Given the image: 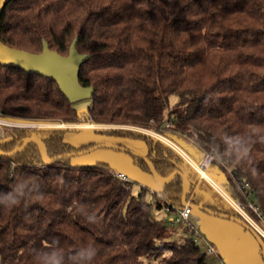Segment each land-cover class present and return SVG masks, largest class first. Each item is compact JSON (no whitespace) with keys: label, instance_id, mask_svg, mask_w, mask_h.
I'll use <instances>...</instances> for the list:
<instances>
[{"label":"trees","instance_id":"trees-1","mask_svg":"<svg viewBox=\"0 0 264 264\" xmlns=\"http://www.w3.org/2000/svg\"><path fill=\"white\" fill-rule=\"evenodd\" d=\"M76 37L78 51L90 55L80 70V82L94 87L87 109L54 79L0 64V114L119 125L94 131L122 147L141 143L161 177L187 175L192 203L242 218L175 149L121 125L176 136L193 159L201 154L197 162L211 154L207 173L223 175L225 191L264 213V0H12L0 16V39L13 47L41 52L46 41L67 55ZM71 130L8 129L0 149L10 152L33 135L49 157L93 145L70 141ZM185 185L177 176L150 197L146 188L134 194L107 162H45L36 142L0 155V195L24 194L0 207V264H38L37 252L52 251L67 262L89 246L97 253L91 264H211L199 239L175 236V218L157 216H176Z\"/></svg>","mask_w":264,"mask_h":264},{"label":"rangeland","instance_id":"rangeland-1","mask_svg":"<svg viewBox=\"0 0 264 264\" xmlns=\"http://www.w3.org/2000/svg\"><path fill=\"white\" fill-rule=\"evenodd\" d=\"M175 98L176 97L172 96L171 101H174ZM90 104V98L75 102V106L80 110H86ZM32 122L42 123L40 124L41 126L37 128H71L72 130L69 132L68 138L78 146L82 144H93L92 146H94L108 142L114 143V137L107 136L105 134H99L94 131V129L120 127L119 125L108 126L96 125L93 123L66 124L40 121ZM121 127L134 128L140 126L121 125ZM146 129L149 131H157L155 129ZM174 137L175 138L172 140L190 154V152L187 150V147L184 146V141L176 136ZM127 143L130 148L98 146L94 150L71 156V162L75 165H95L98 162H107L110 165L111 170H113L115 173L122 172L126 175V180L131 183L132 192L134 194H137L142 188H146L148 189V197H150L151 192L158 191L162 188V183L157 180L152 171L140 168L133 159V155L136 153L142 154L144 152V146L141 143L139 145L137 144V146L133 144V142L131 143V141ZM200 156L201 154L197 153V155L194 156V160L198 161V159L201 158ZM207 174L210 179L205 177L206 180H208L215 188L217 186H215L214 182L218 185L219 190L224 188L223 182L225 177L223 175L216 173L215 175L209 173ZM192 211L193 213L189 218V223L185 221H176L174 226L175 236L176 234L188 235V233H192L194 236H198V241L205 250H207L206 241L211 243L213 240V242L221 244V246L226 250L224 257L222 258V262L220 261L219 257L209 255V261L211 264H264V257L260 251V244L250 230L245 228L237 221L204 211L210 218L213 217V219H218V221H220V223L217 221L219 224H215L217 231H212L210 229L211 224L209 221H199L196 214V212L199 210L192 209ZM157 216L168 219L176 218V216H174L172 213H167L165 210L157 212ZM189 224L194 226V231L189 230Z\"/></svg>","mask_w":264,"mask_h":264},{"label":"water","instance_id":"water-1","mask_svg":"<svg viewBox=\"0 0 264 264\" xmlns=\"http://www.w3.org/2000/svg\"><path fill=\"white\" fill-rule=\"evenodd\" d=\"M11 1L12 0H0V16L3 12L5 5H7ZM77 42L78 38L76 37L70 45L69 53L67 55H63L58 51L51 49L48 42L46 41L43 42V49L41 52H32L29 50L10 46L0 39V64L18 67L28 73H37L54 79L59 85L62 92L71 102H77L83 99H88L92 97L94 93V87L84 86L80 82V70L82 64L88 60L90 55L87 53H80L77 49ZM33 142L38 143L39 147L42 149L43 158L45 162H51L54 159H61L64 157H71L77 154H82L84 152L94 150L98 146L122 147L120 145L108 142L100 145L91 146L88 149L68 152L65 154L57 155L55 157H49L42 139L38 136L33 135L28 137L21 147L14 149L10 152H5L0 149V155L16 154L24 150L29 144ZM135 155L141 157L146 161V163L150 166V169L154 176L162 184L171 182L177 176H182L184 182L187 184L185 185V189L182 196L183 205L188 204L189 206H191L192 209L203 210L211 214H215L224 218H229L234 221H237L253 233L255 238L258 240L260 246L262 247L264 254V238L246 220L237 216L212 211L211 209L200 204L187 202V194L189 192L190 187L188 184L187 175L185 173L181 172L180 170H176L170 176L163 178L158 174L156 168L154 167L153 163L150 161L149 158H147L144 154L141 153H136Z\"/></svg>","mask_w":264,"mask_h":264},{"label":"built area","instance_id":"built-area-1","mask_svg":"<svg viewBox=\"0 0 264 264\" xmlns=\"http://www.w3.org/2000/svg\"><path fill=\"white\" fill-rule=\"evenodd\" d=\"M42 123L38 122H32L24 119L19 118H10L4 114H0V139H2L6 131L8 129L13 128H37L40 127ZM126 128V127H125ZM129 129L139 130L142 132H145L152 137L159 139L163 141L165 144L169 145L173 149H175L200 175L201 178H208L210 177L207 174V168L209 167L213 156L211 154H207L204 156L201 162H197L194 160L184 149H182L180 146H178L172 139L169 137L163 135L162 133L155 132V131H149L146 128L142 127H130ZM117 176L127 181V177L124 173H117ZM214 182V181H213ZM216 189L223 195V197L226 199V201L242 216L244 220H246L249 224H251L258 232L259 234L264 238V213L260 209L259 205L249 201L245 202L243 200L237 199L232 197L229 193L225 192L221 188L219 190L218 185L214 182ZM187 202H191V198L187 199ZM169 210V208H167ZM192 212L191 206L188 204L184 205L183 208L176 211V218L175 222L177 221H185L189 223V218ZM189 230L194 231L195 228L192 224H189ZM196 239H199L198 236H195ZM207 252L210 255L220 257V253L218 250H216L213 246L207 245Z\"/></svg>","mask_w":264,"mask_h":264},{"label":"clouds","instance_id":"clouds-1","mask_svg":"<svg viewBox=\"0 0 264 264\" xmlns=\"http://www.w3.org/2000/svg\"><path fill=\"white\" fill-rule=\"evenodd\" d=\"M242 154L246 157L247 150H242ZM23 195V192L0 195V207L7 209L9 207L17 205ZM95 219L96 218L94 215L88 216L89 221L94 222ZM96 254L97 253L95 247L89 246L78 250L76 255L74 257H69L67 262L64 261L63 255L58 251L37 252L35 258L38 264H91Z\"/></svg>","mask_w":264,"mask_h":264},{"label":"crops","instance_id":"crops-1","mask_svg":"<svg viewBox=\"0 0 264 264\" xmlns=\"http://www.w3.org/2000/svg\"><path fill=\"white\" fill-rule=\"evenodd\" d=\"M197 155V154H196ZM193 213V211L191 212V214ZM196 214H197V216H198V219H199V221H209L210 222V224H211V230L212 231H217V227L215 226V224L217 223V224H219L220 223V221H218V219H213V217L212 218H210L208 215H207V213H205L203 210H199V211H197L196 212ZM191 216V215H190ZM219 223H218V222ZM209 242V241H208ZM207 241H206V243H207V245L209 244L210 246H213L216 250H218L219 251V253H220V257H219V259H220V261L222 262V258L224 257V254H225V252H226V250L221 246V244H218L217 242H213V240H212V244L209 242L208 243Z\"/></svg>","mask_w":264,"mask_h":264}]
</instances>
